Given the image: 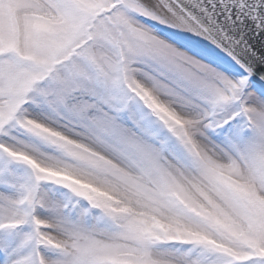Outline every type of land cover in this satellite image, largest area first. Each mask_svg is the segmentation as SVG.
Returning <instances> with one entry per match:
<instances>
[{"label": "snow or ice", "instance_id": "obj_1", "mask_svg": "<svg viewBox=\"0 0 264 264\" xmlns=\"http://www.w3.org/2000/svg\"><path fill=\"white\" fill-rule=\"evenodd\" d=\"M21 7L14 23L0 17V120L68 117L109 155L94 167L199 221L131 215L116 184L97 188L109 199L67 184L63 202L38 186L22 200L0 193V264H264V0ZM0 184L17 179L4 169ZM158 241L173 247L157 259Z\"/></svg>", "mask_w": 264, "mask_h": 264}, {"label": "rangeland", "instance_id": "obj_2", "mask_svg": "<svg viewBox=\"0 0 264 264\" xmlns=\"http://www.w3.org/2000/svg\"><path fill=\"white\" fill-rule=\"evenodd\" d=\"M22 0H0V17L14 23L23 15ZM141 67L129 65L131 76L141 73ZM153 75H157L153 73ZM190 118L182 112V119ZM101 156L105 160L110 157L98 149L97 145L87 136V133L76 126L68 117L55 113L21 110L15 118L0 120V171L7 169L17 179L16 189L7 188L0 184V193L13 195L23 199L30 188L38 186L40 192L57 201H65L69 195L63 185H71L83 193L96 196L99 199L119 198L116 194L102 193L97 188L104 185L116 184L121 192L131 197V215L150 213L155 215L161 223H167L171 218H179L184 224L199 221V216L193 208L182 203L170 207L163 200L152 202L143 196L132 195L131 191L120 184V181L107 169L94 167V163ZM118 167L117 161H112ZM129 175H136L128 170ZM68 173V174H65ZM58 183H52L51 180ZM85 179H96L99 183L84 184ZM145 189L153 190L154 186L147 182ZM81 206L87 207V202L81 200ZM158 209V211H154ZM103 239L104 237H99ZM131 243V241H122ZM173 245L158 241L153 250L154 258Z\"/></svg>", "mask_w": 264, "mask_h": 264}]
</instances>
